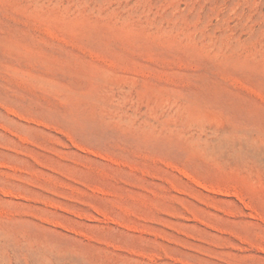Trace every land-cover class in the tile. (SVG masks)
I'll return each instance as SVG.
<instances>
[{"label": "rangeland", "instance_id": "1", "mask_svg": "<svg viewBox=\"0 0 264 264\" xmlns=\"http://www.w3.org/2000/svg\"><path fill=\"white\" fill-rule=\"evenodd\" d=\"M0 264H264V0H0Z\"/></svg>", "mask_w": 264, "mask_h": 264}]
</instances>
